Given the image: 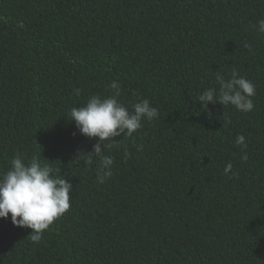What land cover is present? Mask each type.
<instances>
[{
	"label": "trees",
	"instance_id": "1",
	"mask_svg": "<svg viewBox=\"0 0 264 264\" xmlns=\"http://www.w3.org/2000/svg\"><path fill=\"white\" fill-rule=\"evenodd\" d=\"M260 19L264 0H0V172L21 153L73 185L38 244L0 218V264H264ZM234 68L254 110L204 109L199 94ZM113 80L121 103L148 99L159 117L109 141L100 184L99 161L84 163L97 140L70 110Z\"/></svg>",
	"mask_w": 264,
	"mask_h": 264
},
{
	"label": "clouds",
	"instance_id": "2",
	"mask_svg": "<svg viewBox=\"0 0 264 264\" xmlns=\"http://www.w3.org/2000/svg\"><path fill=\"white\" fill-rule=\"evenodd\" d=\"M252 27L258 33H264V19ZM246 47L252 50L250 44ZM216 85L199 94L197 100L204 109H208L209 103L219 102L224 107L232 105L245 113L254 110L256 85L235 68L229 76L217 73ZM109 88L111 95H91L82 107H73L69 119L75 122L80 134L97 140L84 163L91 166L94 160L99 161L96 175L100 184L113 175L114 158L107 154L113 143L109 141H116L115 138L121 135L131 138L142 128L143 121L159 117V110L148 99L132 104L131 109L121 103V86L116 80L109 84ZM73 93L80 96L81 89L76 88ZM235 143L242 150L247 148L244 135H238ZM138 148L143 150V145ZM242 159L246 160L247 155ZM53 172L49 164L41 163L36 156L29 159L21 153L11 160L7 171L0 172V218L7 219L11 214L14 226L32 229L30 238L37 244L42 241L45 231L71 207L72 183L53 175ZM224 173L231 174L229 178L238 176V172L233 171L232 163L225 166Z\"/></svg>",
	"mask_w": 264,
	"mask_h": 264
}]
</instances>
